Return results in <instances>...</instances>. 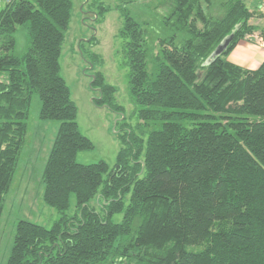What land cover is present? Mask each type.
<instances>
[{"label": "trees", "instance_id": "trees-1", "mask_svg": "<svg viewBox=\"0 0 264 264\" xmlns=\"http://www.w3.org/2000/svg\"><path fill=\"white\" fill-rule=\"evenodd\" d=\"M138 1L120 0L119 34L141 123L120 135L112 168L104 160L76 161L93 143L79 130L77 107L60 74L72 1L1 6L0 217L33 92L41 100L39 118L59 121L42 171V198L60 217L50 228L19 219L6 264H264V60L248 69L227 59L254 31L253 12L244 0H169L152 76L145 31L127 11ZM95 3L101 21L109 6ZM22 23L29 46L19 57L14 32ZM228 35L221 54L206 62ZM90 55L95 66L98 57ZM90 85L99 91L93 104L123 114L116 87L101 71ZM247 115L258 119L247 121ZM185 119L192 126L185 127ZM156 120L160 127L146 130ZM71 196L75 211L68 215Z\"/></svg>", "mask_w": 264, "mask_h": 264}, {"label": "rangeland", "instance_id": "rangeland-1", "mask_svg": "<svg viewBox=\"0 0 264 264\" xmlns=\"http://www.w3.org/2000/svg\"><path fill=\"white\" fill-rule=\"evenodd\" d=\"M71 1L72 16L64 32L59 57L60 74L65 79L71 98L77 107L79 130L93 143L92 148L77 152L76 161L88 164L104 160L109 168H112L116 154L123 145L120 135L124 134L126 127L136 130L138 123H141L136 115V111L141 106L133 102L130 97V70L126 44L119 34L123 22L119 10L120 0ZM244 1L246 4L250 2V0ZM95 2H102L109 6V10L105 12L101 21H98L99 18L96 16L97 3ZM168 3L169 0H142L127 5L130 16L136 19L145 31L144 48L147 70L152 76H155L157 71L154 56L160 48L158 37L165 33L162 19L168 13ZM210 10L216 12L219 8L214 4ZM249 35L245 37L252 38V35ZM14 38L13 53L21 57L29 46L27 23L16 26ZM90 54H96L98 57L95 66L90 65ZM95 71H101L105 80L116 87L115 102L121 106L123 114L92 103L91 98L99 95L97 87L90 85ZM40 107L41 100L37 93L33 92L25 141L13 180L4 197V207L0 217V264H6L13 244L15 226L19 219H27L50 228L60 217L58 211L47 205L42 198V171L59 121L40 119ZM202 112L212 113L209 110ZM246 117L247 121L258 119L255 115ZM192 123L193 121L189 119L182 121L185 127L192 126ZM145 127L146 130L158 129L160 121H149ZM96 203L97 200L91 201V205L98 208ZM74 211L75 200L71 196L70 207L66 214L73 215ZM121 217V214H115L113 220L120 221Z\"/></svg>", "mask_w": 264, "mask_h": 264}, {"label": "crops", "instance_id": "crops-1", "mask_svg": "<svg viewBox=\"0 0 264 264\" xmlns=\"http://www.w3.org/2000/svg\"><path fill=\"white\" fill-rule=\"evenodd\" d=\"M247 6L253 12L249 19V23L254 26V31L250 34L252 38L247 36L241 39L227 59L244 68L255 69L264 60L263 20L255 0H250Z\"/></svg>", "mask_w": 264, "mask_h": 264}, {"label": "water", "instance_id": "water-1", "mask_svg": "<svg viewBox=\"0 0 264 264\" xmlns=\"http://www.w3.org/2000/svg\"><path fill=\"white\" fill-rule=\"evenodd\" d=\"M231 35H228L225 37L217 46L216 48L211 52L210 56L207 58L206 62L214 60L217 56L221 54L223 49L226 47L228 41L230 40ZM94 76V75H93ZM92 100V98H91Z\"/></svg>", "mask_w": 264, "mask_h": 264}, {"label": "built area", "instance_id": "built-area-1", "mask_svg": "<svg viewBox=\"0 0 264 264\" xmlns=\"http://www.w3.org/2000/svg\"><path fill=\"white\" fill-rule=\"evenodd\" d=\"M12 0H0V5L7 4ZM257 2L258 9L260 10L262 20H263V31H264V0H255Z\"/></svg>", "mask_w": 264, "mask_h": 264}]
</instances>
